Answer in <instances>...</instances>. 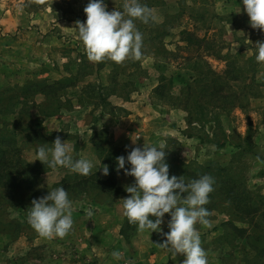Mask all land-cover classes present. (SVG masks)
I'll return each mask as SVG.
<instances>
[{
    "label": "rangeland",
    "instance_id": "374dc122",
    "mask_svg": "<svg viewBox=\"0 0 264 264\" xmlns=\"http://www.w3.org/2000/svg\"><path fill=\"white\" fill-rule=\"evenodd\" d=\"M124 2L105 0L109 12L122 11ZM140 2L152 9L156 19L149 24L135 21L143 36L139 62L144 73L121 78L134 83L129 99L117 89L105 103L80 100L88 83H107L113 61L106 58L99 75L66 90L71 107L45 117L43 112L51 104L43 95H33L37 86L69 77L81 60L89 66L97 63L85 58L86 49L75 28L76 21H86L84 8L89 0H0V129L31 124L41 126L49 136L59 134L62 142L72 146L73 157L91 159L92 170L103 179L107 176L102 173L97 144L108 149L163 144L166 152L177 154L195 169L206 163L228 167L230 185L243 203L262 209L256 216L239 211L215 194L219 188L214 187V197L205 206L211 212L210 226H195L208 264H264V86L250 91L257 96H240L237 86L227 110L209 108L200 121L177 104L183 84L201 68L197 62L205 71L223 73L228 69L227 55L243 51L245 59L251 57L255 43L264 41V31L250 26L241 0ZM188 32L199 41L188 43ZM136 61L130 58L116 65L134 71ZM255 77L262 80L264 72ZM160 85L169 89L166 98L155 92ZM132 135L140 136L135 145H130ZM18 140L24 157L31 163L39 161L34 144L22 134ZM71 173L57 167L43 174L34 193L5 192L0 197V264H183L182 254L173 255L157 245L166 238L162 233L139 231L128 222L121 200L130 195L126 190L119 195L69 196L72 230L63 238L41 237L27 221L31 201L45 196ZM118 183L124 189L132 184L124 176ZM89 208L94 210L92 217L86 214ZM169 219L165 214L163 233L169 231ZM114 252L119 256L114 257Z\"/></svg>",
    "mask_w": 264,
    "mask_h": 264
},
{
    "label": "clouds",
    "instance_id": "9594fccd",
    "mask_svg": "<svg viewBox=\"0 0 264 264\" xmlns=\"http://www.w3.org/2000/svg\"><path fill=\"white\" fill-rule=\"evenodd\" d=\"M241 2L250 18V26L264 31V0ZM84 12L86 21H76L75 28L90 61L102 62L107 58L119 64L130 58L142 59L143 36L135 21L138 19L144 24L154 22L156 18L152 9L140 0H125L122 11L115 9L109 12L105 0H89ZM254 48L256 62L264 63V41H257ZM139 137L132 135V143L136 144ZM51 145L38 146L35 160L50 169L63 167L83 176L91 173L93 161L74 158L72 146L62 142L59 136ZM165 149L163 144H144L143 147H133L126 157L116 158L117 170L123 169L126 176L134 177V183L125 189L130 195L121 199L123 215L130 224L137 225L139 231L162 233L166 238L157 245L173 255L182 254L183 264H208L207 252L195 226H210L208 218L211 212L205 206L214 191V178L205 174L186 182L183 177H170ZM126 163L129 168L125 167ZM102 173L105 176L109 174L107 165H103ZM72 209L68 191L61 186L56 187L31 201L27 221L43 238H63L73 228ZM85 211L88 217L94 214L91 208ZM165 214L170 216L167 233H163L161 228ZM113 256L117 257L119 253L114 252Z\"/></svg>",
    "mask_w": 264,
    "mask_h": 264
},
{
    "label": "trees",
    "instance_id": "16d2710c",
    "mask_svg": "<svg viewBox=\"0 0 264 264\" xmlns=\"http://www.w3.org/2000/svg\"><path fill=\"white\" fill-rule=\"evenodd\" d=\"M186 41L191 43L199 40L195 34L188 32ZM253 51V55L246 59L245 56H243V51H240L236 55L228 54V69L223 73H217L209 69L205 71L200 62H197V65L201 68H198V70L195 71L196 74L192 75L191 78L183 84V88L180 91L181 95L177 96L178 107L184 108L193 115L194 118L196 117L200 121L209 113V108L212 112L214 111L212 109L214 106L221 110H227V104L231 101L230 99H233L237 94V86L241 88L239 90V92L241 91L240 96L242 94L257 96L254 92L250 91L255 87L259 88L260 86H264V78L259 80L255 77L260 71L264 72V63L256 62L255 49H253ZM83 58L84 56H82V59ZM85 58L87 59L88 57L85 56ZM87 64V60L84 62L81 60L78 64L79 68L77 72L71 73L69 77L52 84L37 86V89L33 91V95L41 94L46 100H49L51 104L49 109L43 112V116H55L64 111L66 105L67 107H71L72 102L67 98L66 90L78 86L84 79L93 74L99 75L105 68L107 62H97L95 66H89ZM240 64H243L244 67H241ZM132 67L134 71H128L125 67L119 68L115 62H112V66L108 67L110 68V72L107 76V83L103 84L99 82V85L88 83L84 88V95L80 100L84 99L85 101L87 98H93L98 100L97 104H99L100 101L105 103L108 97L116 95L114 93L117 89L122 92V98L126 100L129 99L130 94L133 92L134 83L131 80L122 82L121 78L124 75L127 77L141 76L144 73L139 61L132 64ZM173 83V80H171L170 84ZM167 91H169V89L166 85H160L155 92L161 97L166 98ZM64 98L65 100H63ZM205 101L207 102L203 104ZM19 134L25 137L26 142L34 144L36 150L40 145L46 144L48 147H51V143L59 136V134H54L53 136L44 134L41 131V126H31V124L27 126L1 127L0 197L2 196V198L5 192L13 194L22 192L34 193L41 183L43 174L52 170L40 161L31 163L24 157L23 146L18 140ZM132 148L131 146H124L108 149L101 144H97L102 164L109 167V174L107 177L103 179L100 177L99 171L93 170L88 176L73 172L64 176L63 179L55 185V188L60 186L63 187L68 191L71 197L84 196L90 193L119 195L125 192V189L119 185L118 178L124 176L129 178L131 183H134V177L126 176L123 169L117 170L116 158L119 156L126 157ZM165 159L169 165L170 177L172 175L183 177L185 181L188 182L205 174L210 175L215 181L213 187L219 188L215 194L231 202L239 211L243 212L246 210L248 213L252 212L254 216L260 213L262 209L261 206L254 207V205L244 204L240 194L230 185V182L233 181L229 178L227 172L228 167H218L214 163H206L197 165L195 169L193 168V164H186L178 158L177 154H170L169 152H166ZM125 167L129 168L130 165L126 163ZM214 169H217V171L212 173L211 171ZM213 197L214 191L210 193L209 198Z\"/></svg>",
    "mask_w": 264,
    "mask_h": 264
},
{
    "label": "crops",
    "instance_id": "0c3cea01",
    "mask_svg": "<svg viewBox=\"0 0 264 264\" xmlns=\"http://www.w3.org/2000/svg\"><path fill=\"white\" fill-rule=\"evenodd\" d=\"M132 121L134 122V126H137L136 118H135V120H132ZM135 123H136V125H135ZM130 145H135V144H130Z\"/></svg>",
    "mask_w": 264,
    "mask_h": 264
}]
</instances>
